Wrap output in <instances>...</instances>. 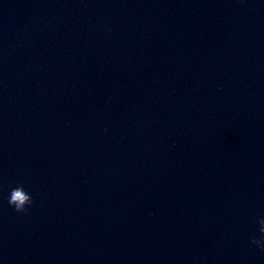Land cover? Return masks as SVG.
Listing matches in <instances>:
<instances>
[{
	"label": "water",
	"instance_id": "1",
	"mask_svg": "<svg viewBox=\"0 0 264 264\" xmlns=\"http://www.w3.org/2000/svg\"><path fill=\"white\" fill-rule=\"evenodd\" d=\"M261 219L264 0H0V264H264Z\"/></svg>",
	"mask_w": 264,
	"mask_h": 264
},
{
	"label": "clouds",
	"instance_id": "2",
	"mask_svg": "<svg viewBox=\"0 0 264 264\" xmlns=\"http://www.w3.org/2000/svg\"><path fill=\"white\" fill-rule=\"evenodd\" d=\"M8 203L9 206L13 207L17 213L27 214L26 207L32 205L33 200L32 197L25 191L23 185H18L10 192ZM259 223L261 225L260 232L264 235V219H261ZM251 242L259 247L261 251H264V240H257L253 238Z\"/></svg>",
	"mask_w": 264,
	"mask_h": 264
}]
</instances>
